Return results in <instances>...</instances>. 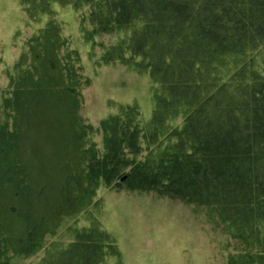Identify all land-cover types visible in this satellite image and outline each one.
Instances as JSON below:
<instances>
[{
	"label": "trees",
	"instance_id": "obj_1",
	"mask_svg": "<svg viewBox=\"0 0 264 264\" xmlns=\"http://www.w3.org/2000/svg\"><path fill=\"white\" fill-rule=\"evenodd\" d=\"M17 2L37 26L0 97V264H122L100 185L204 208L226 236L223 264H264V0ZM63 6L97 63L148 74V121L119 104L93 140ZM64 216L68 240L56 235Z\"/></svg>",
	"mask_w": 264,
	"mask_h": 264
},
{
	"label": "rangeland",
	"instance_id": "obj_2",
	"mask_svg": "<svg viewBox=\"0 0 264 264\" xmlns=\"http://www.w3.org/2000/svg\"><path fill=\"white\" fill-rule=\"evenodd\" d=\"M57 9L64 25L63 34L70 46L79 51L84 73L91 81L82 92L80 112L96 129L93 140L101 143L99 123L115 114L119 104L135 103L142 120L148 121L152 113L148 74L120 64L97 63L99 50L92 52L82 42L76 12L69 6ZM35 26L25 20L17 0H0V97L7 87L8 70ZM94 198L101 200L98 217L102 227L114 236L122 264H223L226 236L207 224L204 208H194L179 199L150 191L109 189L103 185L98 187ZM78 217L77 226H85L87 216ZM61 220L56 235L68 240L71 235L66 225L73 223L74 217L64 216ZM232 250L233 247L227 251Z\"/></svg>",
	"mask_w": 264,
	"mask_h": 264
}]
</instances>
